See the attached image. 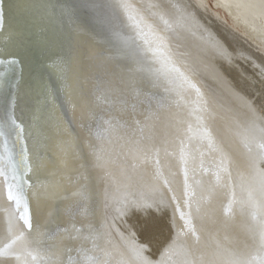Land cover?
<instances>
[{"label":"bare ground","instance_id":"1","mask_svg":"<svg viewBox=\"0 0 264 264\" xmlns=\"http://www.w3.org/2000/svg\"><path fill=\"white\" fill-rule=\"evenodd\" d=\"M224 23L202 0H0V264H264V52ZM172 103L169 167L111 175L136 109Z\"/></svg>","mask_w":264,"mask_h":264},{"label":"rangeland","instance_id":"2","mask_svg":"<svg viewBox=\"0 0 264 264\" xmlns=\"http://www.w3.org/2000/svg\"><path fill=\"white\" fill-rule=\"evenodd\" d=\"M202 1L206 3L212 12L216 13L223 23L225 21L224 24L226 26L239 33L246 41L248 40L250 44L255 45L260 51L264 52V20L261 14L257 12V16L261 17L257 18L258 20H256L257 22L253 27L250 25L249 16L246 18L242 13V11L247 10L252 12L255 7L257 10L259 9V12H263L264 0H241L242 6L233 4L232 0ZM182 90H179L180 102L183 101L184 97ZM181 103L179 106L178 104L174 106L172 103L159 111L154 106L149 111L152 113L150 115L146 112L147 107L142 106L136 109L132 120L129 122L130 127L128 126L127 129L119 132L117 136H114L113 142H111L112 155L117 159L116 162L111 164L107 160V163L110 164L107 169H115L111 171V175L115 174L116 170L118 171L119 167L122 166H126L129 170L133 169L134 166L132 167L131 165H136L134 163L144 164L145 170L147 168L153 169L154 166L151 164L150 159L153 155L160 156L161 165L169 167L170 159L168 158L172 156L170 150L173 140L177 137L185 136L181 124ZM138 169L141 170L140 167ZM145 172L143 171L142 174ZM145 174L148 175L147 172Z\"/></svg>","mask_w":264,"mask_h":264},{"label":"snow or ice","instance_id":"3","mask_svg":"<svg viewBox=\"0 0 264 264\" xmlns=\"http://www.w3.org/2000/svg\"><path fill=\"white\" fill-rule=\"evenodd\" d=\"M11 123H12L13 125H15V121H14V120H12ZM17 127H18V125H17ZM2 135H3V132L0 131V136H2ZM2 160H3V158L0 157V162H2ZM3 173H4V169H3L2 167H0V175H2ZM10 187H11V186H10ZM9 199H12L11 195L9 196Z\"/></svg>","mask_w":264,"mask_h":264}]
</instances>
